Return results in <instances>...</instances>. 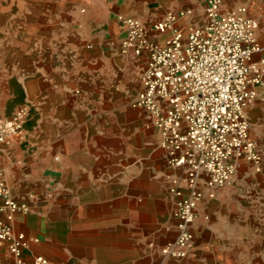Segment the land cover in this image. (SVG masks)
<instances>
[{
    "label": "crops",
    "instance_id": "crops-1",
    "mask_svg": "<svg viewBox=\"0 0 264 264\" xmlns=\"http://www.w3.org/2000/svg\"><path fill=\"white\" fill-rule=\"evenodd\" d=\"M226 1L245 5L264 44V0ZM183 3L195 2L0 0V107L6 117L20 106L28 110L24 136L0 145V171L12 196L29 206L15 214L14 226L37 238L22 252L26 261L42 255L55 264H264L261 97L245 110L260 163L241 159L214 198L203 195L187 256L161 254L176 237L168 187L181 170L167 164L161 132L146 111L130 105L141 89L139 66L120 51L117 16L149 22L189 8Z\"/></svg>",
    "mask_w": 264,
    "mask_h": 264
},
{
    "label": "built area",
    "instance_id": "built-area-1",
    "mask_svg": "<svg viewBox=\"0 0 264 264\" xmlns=\"http://www.w3.org/2000/svg\"><path fill=\"white\" fill-rule=\"evenodd\" d=\"M193 17V9L183 7L149 22L117 16L123 30L120 51L132 54L139 66L141 89L130 105L146 111L161 132L167 164L181 170L168 187L176 237L161 248L163 257L173 259L190 252L192 223L203 195L214 198L241 159L259 164L262 157L245 116L248 104L264 99L259 91L264 82L259 23L245 6L223 9L221 0H206L201 20ZM27 113L20 106L6 117L0 107V145L24 136ZM28 209L12 196L0 171V250L11 256L7 260L0 253V264H55L42 255L31 262L22 256L37 241L14 226L15 214Z\"/></svg>",
    "mask_w": 264,
    "mask_h": 264
},
{
    "label": "rangeland",
    "instance_id": "rangeland-1",
    "mask_svg": "<svg viewBox=\"0 0 264 264\" xmlns=\"http://www.w3.org/2000/svg\"><path fill=\"white\" fill-rule=\"evenodd\" d=\"M221 1H222V8L236 9L240 6H245L244 4H241V3H239L237 5H229V3L226 0H221ZM194 2L195 3L193 5L189 4V6H186L187 4L183 3L184 4L183 6L192 8L194 11L193 19H195L196 21H200L202 18L203 10H204L205 0H194ZM237 171L239 172V168Z\"/></svg>",
    "mask_w": 264,
    "mask_h": 264
}]
</instances>
